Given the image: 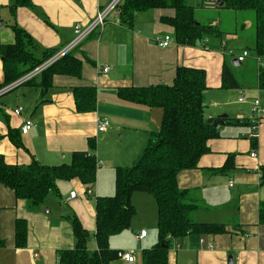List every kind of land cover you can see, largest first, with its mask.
I'll return each mask as SVG.
<instances>
[{"label": "crops", "instance_id": "1", "mask_svg": "<svg viewBox=\"0 0 264 264\" xmlns=\"http://www.w3.org/2000/svg\"><path fill=\"white\" fill-rule=\"evenodd\" d=\"M11 2L0 0V44L14 42L11 25L15 23L32 38L34 54L39 57L44 50L59 49L71 40L73 25L89 22L111 0H31L32 7H17L14 12L9 8ZM183 2L194 8L197 20L211 21L223 32L225 48L218 47V37L207 38L206 44L213 48L177 43L173 27L162 19L173 17V8L135 11L129 24L119 21L116 8L101 31H95L71 52L81 61L80 75L54 74L51 85L42 93L36 84L41 80L39 74L0 98V154L7 163L26 165L33 158L46 165L68 163L73 151L88 149V139H94V154L101 162L93 185L89 187L75 178L58 180L57 192L52 191L42 206H31L0 184V235L5 240V246L0 247V264H57V251L76 244L73 216L89 233L88 248H96V197L114 194L115 168L130 166L136 160L151 131L158 129L162 115L160 108L122 99L118 89L171 83L180 66L205 72V115L216 121L225 117L217 127L218 136L207 140L208 151L199 157L197 167L177 174V185L197 204L195 221L223 224L226 231L187 234L171 246L168 264H228L229 255L233 264H264V224L259 220V205L264 202V183L260 180L264 117L258 124L255 143L248 136L247 122L253 100L264 106V88L259 85L264 57L250 49L252 14L205 0ZM164 35L174 39L167 47L155 42ZM243 50L249 56L239 61L236 57ZM223 65L235 79L232 87L222 85ZM105 66L109 69L103 72ZM3 80L0 57V84ZM81 86L95 90L92 111L76 110L72 90ZM240 97L243 100L239 101ZM17 107L20 114L14 112ZM100 118L109 123L105 131L97 130ZM25 119L33 125L22 134L20 126ZM9 130L21 146L11 140ZM253 151L255 156L250 155ZM89 189L91 194H87ZM72 191L74 197L70 196ZM131 201L135 214L130 226L111 235L109 247L133 250L134 260L115 258L109 264H142L141 250L157 242L155 199L147 192H135ZM17 218L27 222V240L22 248L14 246ZM141 229L146 234L137 238Z\"/></svg>", "mask_w": 264, "mask_h": 264}, {"label": "trees", "instance_id": "2", "mask_svg": "<svg viewBox=\"0 0 264 264\" xmlns=\"http://www.w3.org/2000/svg\"><path fill=\"white\" fill-rule=\"evenodd\" d=\"M221 1L225 9L251 12L254 36L250 49L264 57V0ZM17 7H32L31 0H12L9 5L11 11L14 12ZM160 7L175 10L173 17L162 19L173 27L177 43L213 48L204 39L218 37V47H223V32L212 25L211 21L203 23L197 20L194 8L186 5L183 0H122L117 7V14L121 23L129 24L135 11ZM11 27L14 42L0 44L4 75L0 88L33 69L58 50L46 49L37 57L29 34L15 23ZM80 72L81 61L70 52L43 70L39 75L41 80L36 84L44 93L51 85L54 74L78 76ZM221 76L223 87L236 84L226 65H223ZM259 85L264 88V68L259 74ZM205 89V72L186 66L176 69L171 83L118 89V95L122 99L148 108H160V125L157 130L151 131L146 146L130 166L115 168L114 194L96 197V248H88L89 233L78 218L73 216L71 227L76 244L71 249L57 251V264H109L117 258V250L109 247V237L130 226L135 214L131 196L135 192L150 193L157 208V242L152 247L141 250L142 264H168L171 246L187 234H218L226 231L223 224L195 221L193 213L197 204L190 199L187 190L177 185V174L184 169L197 167L199 157L208 151L207 140L218 136L217 127L214 126L216 119L205 115ZM72 93L77 111H92L95 108V90L92 86L75 87ZM232 120L244 123L238 119ZM8 136L15 145L21 146L12 131L9 130ZM251 140L255 143V138ZM88 144L86 151H73L68 163L57 165L42 164L35 158L26 165L10 164L0 154V184L31 206L45 205L49 194L57 192L58 180L75 178L90 187L95 182L97 159L94 154V139H88ZM229 163L227 161L226 166ZM260 174L261 183H264V165L260 167ZM259 220L264 224V202L259 205ZM26 240L27 222L17 218L14 225L15 248L25 247ZM3 246L5 240L0 235V247Z\"/></svg>", "mask_w": 264, "mask_h": 264}, {"label": "built area", "instance_id": "3", "mask_svg": "<svg viewBox=\"0 0 264 264\" xmlns=\"http://www.w3.org/2000/svg\"><path fill=\"white\" fill-rule=\"evenodd\" d=\"M122 0H111V2L103 7L97 10L95 16L87 23H81L76 22L73 25V37L71 40H69L67 43H65L62 47H60L56 52L51 54L48 58H46L42 63L34 67L33 69L29 70L28 72L24 73L23 75L19 76L17 79L11 81L10 83L2 86L0 88V96H2L4 93L14 89L20 84L26 83L36 76H38L43 70H45L47 67L55 63L57 60H59L64 55L72 52L75 48L79 47L80 44L88 38L90 35H92L95 31H101L103 28V25L105 24L109 14H111L115 9L118 7V5L121 3ZM207 39H204V42H206ZM155 42L157 45L161 47H167L171 45L174 42V39L170 35H164L163 37H158L155 39ZM223 48H225L224 41L221 43ZM231 52V51H229ZM249 56V52L247 50H243L240 52V54L237 55V59L239 61H243L245 58ZM262 66L264 67V60L262 59ZM109 69V66H105L102 68V71L105 72ZM243 100L242 97L239 98V101ZM14 112L17 114H20L21 109L19 107L14 109ZM264 117V106L259 103L258 100H253L250 105V118H249V127H250V133L248 136L250 138H255L257 133V128L260 120ZM108 121L106 118H100L97 123V130L98 131H105L108 127ZM33 123L30 119H25L21 126H20V132L22 134H26L31 129ZM251 156H255V152H251ZM97 168L101 166V162H96ZM229 186L232 185V182L230 181ZM92 190H87V194H91ZM70 196L74 197L75 192H70ZM146 234L145 230H140L139 234H137V238H140ZM36 256V254H35ZM116 257L119 259H123L127 262H132L134 260V255L130 251H123V250H117L116 251Z\"/></svg>", "mask_w": 264, "mask_h": 264}, {"label": "water", "instance_id": "4", "mask_svg": "<svg viewBox=\"0 0 264 264\" xmlns=\"http://www.w3.org/2000/svg\"><path fill=\"white\" fill-rule=\"evenodd\" d=\"M205 1L212 2L216 6H222L223 5V1H221V0H205ZM233 63L236 64V60H234ZM224 117H225V115H222L221 117H219V119L217 121H215L214 126L218 127L220 124H222L223 120H221V118H224ZM228 264H233V260H232V256L231 255L228 256Z\"/></svg>", "mask_w": 264, "mask_h": 264}, {"label": "rangeland", "instance_id": "5", "mask_svg": "<svg viewBox=\"0 0 264 264\" xmlns=\"http://www.w3.org/2000/svg\"><path fill=\"white\" fill-rule=\"evenodd\" d=\"M239 12V11H238ZM242 12H246V13H251L250 11H242ZM15 91V90H14ZM14 91H12V92H10V93H7L6 95H9V94H11V93H13ZM5 94L4 95H2V96H0V98L2 97V98H4V96H6ZM205 100H206V98H205ZM205 109H206V107H205ZM148 194H150V193H148ZM151 195V194H150ZM152 196V195H151ZM154 199V198H153ZM136 203L138 204L139 202H138V200H136ZM141 230H145V229H141ZM146 231V230H145ZM157 232V231H156ZM156 235H157V233H156ZM136 237H137V235H136ZM118 250H123V251H130V252H132L133 253V250H131V249H118Z\"/></svg>", "mask_w": 264, "mask_h": 264}]
</instances>
